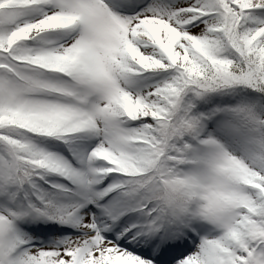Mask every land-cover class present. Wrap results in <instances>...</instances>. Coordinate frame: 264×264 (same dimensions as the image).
<instances>
[{"label":"snow or ice","instance_id":"1","mask_svg":"<svg viewBox=\"0 0 264 264\" xmlns=\"http://www.w3.org/2000/svg\"><path fill=\"white\" fill-rule=\"evenodd\" d=\"M0 264H264V0H0Z\"/></svg>","mask_w":264,"mask_h":264}]
</instances>
